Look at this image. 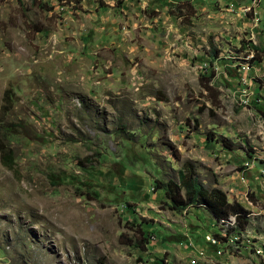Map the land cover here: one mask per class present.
I'll return each mask as SVG.
<instances>
[{"label": "rangeland", "instance_id": "1", "mask_svg": "<svg viewBox=\"0 0 264 264\" xmlns=\"http://www.w3.org/2000/svg\"><path fill=\"white\" fill-rule=\"evenodd\" d=\"M263 107L264 0H0V264H264Z\"/></svg>", "mask_w": 264, "mask_h": 264}, {"label": "trees", "instance_id": "2", "mask_svg": "<svg viewBox=\"0 0 264 264\" xmlns=\"http://www.w3.org/2000/svg\"><path fill=\"white\" fill-rule=\"evenodd\" d=\"M188 7L191 9V6L188 5ZM251 50L260 53L255 46L251 47ZM213 58L215 56L210 58L209 64L212 63ZM260 61L258 60V62ZM208 77H212L211 72H209ZM204 89L206 91L210 90L208 83L204 84ZM8 96L9 90H6L4 100ZM6 148L7 146L2 147L0 144L1 162L4 166L9 167L10 162L8 161V153H5ZM178 178V184L168 181L167 183L157 182L155 185L156 191H162L164 199L168 202V207L172 211L180 212L187 207H203L216 221L226 220L229 216L233 215L240 229H243L248 224L246 212L243 208L238 203L228 202L225 194L220 189H206L198 182L191 165L185 166L184 164V169L179 171ZM141 234L143 236L142 241L135 243L134 246L138 250L144 251L145 245L148 243L151 235L146 232H141ZM214 236L217 237V235Z\"/></svg>", "mask_w": 264, "mask_h": 264}, {"label": "built area", "instance_id": "3", "mask_svg": "<svg viewBox=\"0 0 264 264\" xmlns=\"http://www.w3.org/2000/svg\"><path fill=\"white\" fill-rule=\"evenodd\" d=\"M260 1L261 0H250V2H251L252 5H257V4H259ZM208 240H210L212 244H215L216 243V241H215L214 238H212V239H209L208 238Z\"/></svg>", "mask_w": 264, "mask_h": 264}, {"label": "bare ground", "instance_id": "4", "mask_svg": "<svg viewBox=\"0 0 264 264\" xmlns=\"http://www.w3.org/2000/svg\"><path fill=\"white\" fill-rule=\"evenodd\" d=\"M63 2H64V1H63ZM72 3H73V2H72ZM219 221H220V222H223V223L225 222V220H224V219H223V220H219Z\"/></svg>", "mask_w": 264, "mask_h": 264}]
</instances>
